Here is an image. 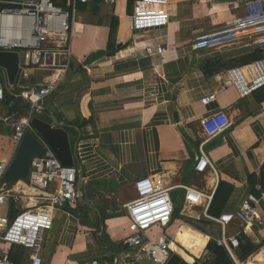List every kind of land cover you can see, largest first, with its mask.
I'll return each instance as SVG.
<instances>
[{
  "label": "crops",
  "instance_id": "1",
  "mask_svg": "<svg viewBox=\"0 0 264 264\" xmlns=\"http://www.w3.org/2000/svg\"><path fill=\"white\" fill-rule=\"evenodd\" d=\"M95 4L112 8L117 18L113 54L87 63V58L94 55L85 60L73 33L70 71L45 100L41 116L46 119L37 116L47 123L53 117L61 125L74 163L77 161L80 168L82 186H90L73 208L76 216L66 207L50 211L42 244L43 264H91L93 260L112 264L115 257L126 253L119 240L125 233L127 219L124 211L118 209L117 196L111 188H117L122 195L125 188L132 190V183L141 177H150L159 190H178L181 196L182 186L213 192L214 196L219 183H225L232 192L221 214L235 212L248 194H254L259 199L257 224L251 227L249 239L257 241L256 245L262 243L264 86L240 99L233 89L222 91L218 81L224 71L248 66L242 65L258 49L239 42L197 51L192 44L195 36L216 31L233 16L242 14L240 1L171 0L168 26L137 34L130 31L128 16L133 7L128 11L127 0H117L113 7L96 1L79 7L78 12ZM154 44L162 45V55L145 53ZM47 80L43 73L33 72L18 86L24 88L26 81L45 86ZM221 110L232 126L203 146L215 173L197 175L193 169L204 139L200 122ZM99 195H109L111 204L104 206L102 201H96ZM22 199L24 208L21 202L10 204L1 209V218L11 220L17 210L27 209L31 201ZM180 211L178 217L184 221L175 227L169 247L181 263L194 264L195 259L200 261L212 238L186 224L188 220L202 221L197 210L181 206ZM100 215L105 217L104 231L109 239L123 248L112 257L103 253L95 239ZM9 251L14 264L27 261L22 248L13 246ZM206 254L207 259L199 264L211 263V256ZM253 254L248 263L264 264V244Z\"/></svg>",
  "mask_w": 264,
  "mask_h": 264
},
{
  "label": "built area",
  "instance_id": "2",
  "mask_svg": "<svg viewBox=\"0 0 264 264\" xmlns=\"http://www.w3.org/2000/svg\"><path fill=\"white\" fill-rule=\"evenodd\" d=\"M96 1L112 7L117 3V0H70L67 7H61L58 0H0V52L18 55V74L13 86L5 88L7 82L0 71L3 76L0 82V127L8 132L10 140L9 152L0 157V211L10 204L18 205L23 197L34 202L29 203L27 209L17 210L12 220L0 218V264H14L9 251L13 246L27 253V261L23 264H43L42 244L50 211L75 208L84 198L83 186L77 184L79 166L61 165L45 144L42 156L33 157L30 161L27 181L20 180L6 186L3 178L24 135L34 133L32 119L43 112L45 100L70 71L73 63L72 37L79 7ZM238 1L242 14L233 16L216 31L195 36L192 40L195 50L210 51L239 42L264 50V0ZM136 4L139 7L135 6L128 16L132 33L168 26L171 0H138ZM163 51L160 44L145 49L150 56L162 55ZM33 72L49 77L46 85L20 89L19 81L28 80ZM218 81L222 91L233 89L240 99L247 98L264 86V59L246 67L228 69L218 77ZM15 89H20L17 95L22 96V102L27 106L18 117L17 113H10L4 106L7 94ZM231 126L229 117L222 110L200 122L204 139L193 169L195 174L215 173L203 146L227 132ZM132 190L134 198L121 206L127 223L119 243L125 247L126 253L115 257L112 264H168L172 256L169 246L174 235L169 237L165 232L175 222L176 208L170 197L173 189L159 190L150 177H141L132 183ZM180 190L183 191L182 208L197 210L203 220L216 225L219 236L212 241L227 253L233 264H246L240 260L238 252L244 239L253 245L257 243L249 238L251 227L257 224L259 199L250 193L235 212L213 217L209 215L213 192L205 193L189 186H182ZM32 210L39 211V214L30 215ZM91 264L101 263L93 260Z\"/></svg>",
  "mask_w": 264,
  "mask_h": 264
},
{
  "label": "water",
  "instance_id": "3",
  "mask_svg": "<svg viewBox=\"0 0 264 264\" xmlns=\"http://www.w3.org/2000/svg\"><path fill=\"white\" fill-rule=\"evenodd\" d=\"M0 71L4 73L6 79V87L13 86L18 74V55L15 53L0 52ZM9 96L24 101L21 95L12 92ZM31 127L34 131L27 132L15 155V159L9 166L3 182L6 186L16 181H27L29 176L30 161L33 157H41L43 154V144H45L55 155L57 160L63 166L72 167L74 165V154L69 145L67 133L61 128V125L51 117V123L42 121L34 117L31 121ZM39 138V139H38ZM78 186H82V179L78 176ZM179 195L178 190H173L170 197L173 203H176ZM181 258L176 254H172L168 264H180ZM149 264H151L149 262Z\"/></svg>",
  "mask_w": 264,
  "mask_h": 264
},
{
  "label": "rangeland",
  "instance_id": "4",
  "mask_svg": "<svg viewBox=\"0 0 264 264\" xmlns=\"http://www.w3.org/2000/svg\"><path fill=\"white\" fill-rule=\"evenodd\" d=\"M138 0H135L132 2L131 8L137 6L139 7L138 4H136ZM130 8V9H131ZM94 9L97 11L93 10L92 8H83L81 9L82 12H78L76 16V24L74 28V37L76 41V46H78V49L80 50L79 52L81 55L85 58L89 55H95L97 52L101 51H106L109 42L111 41L110 37V18L114 16L112 8H107L102 5H97ZM137 34V33H136ZM49 78V77H47ZM52 78V77H51ZM25 87L27 85H31L29 81H26L23 86ZM40 114L42 113H37L35 117H40ZM10 149V140H9V134L8 132L0 128V157L3 155H6L9 152ZM90 190V186L88 185L87 187L84 186L82 191L84 193H88ZM113 194H115L117 197L116 199L118 200L117 207L118 209H121V204L127 202L128 200H132L134 198V193L130 189H124L122 192V195L118 194L117 188H111ZM96 199V201H102L105 205H110L111 201L109 198V195H104ZM121 196V197H120ZM111 198V197H110ZM116 199H114V202ZM182 205V196L180 195L175 203V208L177 209ZM122 210V209H121ZM199 213V211H198ZM1 214V213H0ZM39 214V211L37 210H32L30 215L36 216ZM200 214V213H199ZM2 216L0 215V218ZM4 219V217H3ZM180 217L176 218L175 223L165 232L169 237L173 234V231L177 224L183 222ZM186 224H190L193 226L195 229L200 230V231H205V234H209V237L212 239H215L216 237L219 236V228L214 225L213 223H208L205 221H189L186 222ZM230 233L233 231L230 230ZM207 254L204 252L202 256L199 258L200 261H204L207 259ZM102 260L104 258H101ZM197 261V259H195Z\"/></svg>",
  "mask_w": 264,
  "mask_h": 264
},
{
  "label": "trees",
  "instance_id": "5",
  "mask_svg": "<svg viewBox=\"0 0 264 264\" xmlns=\"http://www.w3.org/2000/svg\"><path fill=\"white\" fill-rule=\"evenodd\" d=\"M135 0H127V7H128V11L131 8L132 2ZM59 6L61 7H67L70 4V0H58L57 3ZM96 7V4L92 7H88V8H92L93 10L97 11L96 9H94ZM110 37H111V41L108 44L107 50L106 51H101L98 52L97 54L91 57L87 58V63H89L90 59L93 58H101V57H106V56H110L113 54L114 52V47H115V34H116V30H117V18L112 16L110 18ZM264 59V51L263 50H256L253 55L250 57L248 62H245L242 66H246V65H250L252 63H255L259 60ZM3 81V76L2 73L0 72V82ZM14 94H19L18 89H15L13 91ZM4 106L6 107V109L10 112V113H17L16 117L22 115L27 106L25 104H23V102L21 100L15 99L11 96H9L7 94V98L5 100ZM42 114H40L41 116ZM41 118L46 119L44 116H41ZM2 128V127H0ZM76 166H78L77 161H75L74 163ZM264 168V167H263ZM80 175V173H79ZM232 189L226 185L225 183H219L214 196H213V201L209 210V215L211 216H219L221 214V212L224 210L225 206L227 205V200H228V196L231 194ZM182 206V205H181ZM181 206L178 207L176 209V213H175V218H178V213L181 210ZM21 208H24V199L21 200ZM78 208H81V206L79 205ZM66 209L72 213L73 215L76 216V210L73 211V208H68L66 207ZM14 217L13 215L10 217V219L12 220ZM104 215H100V219L97 222V233L95 235V239L97 240V242L99 243V245L101 246V248L103 249V253H109L112 255L117 254V253H121L123 251V248L121 247H117L114 243H112V241L109 239L108 235L105 233L104 231ZM205 222L210 223L209 221L203 220ZM264 244V241L261 243H259L258 245H253L248 239H244V241L240 244V248H239V252H238V256L240 258L241 261H244L245 259H247L251 254V256L246 260V264H251L248 263L247 261H252L251 259L253 258V254L258 247L262 246ZM105 250V251H104ZM206 252L211 256V263H207L204 262L203 264H233L232 261L230 260L229 256L227 255V253L222 249L216 246V244L213 241L208 242V245L206 247ZM10 259H13L12 257H10ZM200 261H196L194 264H199ZM181 264H186V263H181Z\"/></svg>",
  "mask_w": 264,
  "mask_h": 264
},
{
  "label": "bare ground",
  "instance_id": "6",
  "mask_svg": "<svg viewBox=\"0 0 264 264\" xmlns=\"http://www.w3.org/2000/svg\"><path fill=\"white\" fill-rule=\"evenodd\" d=\"M122 2H123V1L120 2V5L122 4ZM30 201H31L30 205L34 203L33 200H30Z\"/></svg>",
  "mask_w": 264,
  "mask_h": 264
}]
</instances>
